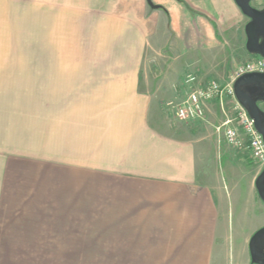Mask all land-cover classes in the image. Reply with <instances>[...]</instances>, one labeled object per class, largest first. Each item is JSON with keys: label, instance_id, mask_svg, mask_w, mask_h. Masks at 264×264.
Returning <instances> with one entry per match:
<instances>
[{"label": "crops", "instance_id": "0c3cea01", "mask_svg": "<svg viewBox=\"0 0 264 264\" xmlns=\"http://www.w3.org/2000/svg\"><path fill=\"white\" fill-rule=\"evenodd\" d=\"M152 1L0 0V27L44 51L0 58V264H253V235L227 240L232 206L240 223L264 206V165L217 131L234 99L189 121L167 106L189 75L234 81L238 11ZM224 155L250 161L251 206L226 194Z\"/></svg>", "mask_w": 264, "mask_h": 264}, {"label": "rangeland", "instance_id": "374dc122", "mask_svg": "<svg viewBox=\"0 0 264 264\" xmlns=\"http://www.w3.org/2000/svg\"><path fill=\"white\" fill-rule=\"evenodd\" d=\"M229 1L233 6L236 7V11H238L237 13L233 11L230 7H228V14L232 19H234L235 25L237 26L239 32L237 38L235 36L233 38L227 39V44L229 47L228 54H229L230 66L233 62L237 64L236 66H239L246 63L244 62L243 59L245 55H248V51L246 50L245 26L248 23L249 19L243 15V13L236 5L234 0H229ZM252 5L258 9H262L264 8V0H252ZM0 28L2 30V32H0V58L44 56L43 50L27 49V46L30 45L32 46L33 44L35 45V43L31 44L29 42V38L27 35L12 33L11 32L12 29L10 25L7 23L1 26ZM32 40H35V38L32 37ZM254 58L257 57L254 56ZM159 71L161 73L162 68H159ZM4 94L6 93H0V107H1L0 111H2L3 107L7 104V100L3 102ZM7 97L11 99L12 94L8 93ZM260 106L264 111V102H261ZM170 110L173 113L172 109ZM170 119H172L170 121H174L176 123L179 122L175 118L174 119L170 118ZM218 164H217L218 166L217 170L220 172V177L223 180L222 185L225 186L226 194L232 195L234 201L236 197L235 195L236 191L239 190L241 191L240 192L241 205L244 206L250 203L249 205L251 206V198L248 195L249 194L248 173L252 169L250 161H248L247 159L245 160L243 157L229 159L226 158V156L224 155L220 157V162ZM261 207L258 206V208H254L251 216L247 219L242 220L243 223H240L239 216L237 215L238 212H236V210L234 212V207L232 206L231 214H230V223L227 229V236H228L227 240H228V246H230V248L234 252L235 251L237 252V250L240 248V245L243 242L241 234H243L245 239V237H247L248 235H253L258 229L264 226L262 222L264 218V206Z\"/></svg>", "mask_w": 264, "mask_h": 264}, {"label": "built area", "instance_id": "2783aa9c", "mask_svg": "<svg viewBox=\"0 0 264 264\" xmlns=\"http://www.w3.org/2000/svg\"><path fill=\"white\" fill-rule=\"evenodd\" d=\"M252 72H264V58L257 57L240 65L234 76V81L226 85L211 80L201 86L194 75H189L186 82L197 86L182 102H169L167 105L173 110L177 119L189 121L204 119L205 104L208 102L215 100L224 102L228 97L234 99L233 116L228 117L218 126L217 131L224 136L227 143L239 148H247L252 159L264 165V139L257 131L255 122L247 110L235 100L233 91L235 80L243 74Z\"/></svg>", "mask_w": 264, "mask_h": 264}, {"label": "water", "instance_id": "95a60500", "mask_svg": "<svg viewBox=\"0 0 264 264\" xmlns=\"http://www.w3.org/2000/svg\"><path fill=\"white\" fill-rule=\"evenodd\" d=\"M244 16L249 19L245 26L246 50L252 56L264 58V8L252 5V0H234ZM152 8H159L148 0ZM238 102L247 110L255 122L257 131L264 139V72H252L239 76L234 84ZM260 199L264 202V169L255 181ZM249 250L253 264H264V227L256 231L250 239Z\"/></svg>", "mask_w": 264, "mask_h": 264}, {"label": "bare ground", "instance_id": "6f19581e", "mask_svg": "<svg viewBox=\"0 0 264 264\" xmlns=\"http://www.w3.org/2000/svg\"><path fill=\"white\" fill-rule=\"evenodd\" d=\"M233 91H234V88H233ZM234 96H235V93H234ZM235 100L238 101L237 98H236V96H235ZM234 103H235V101H234Z\"/></svg>", "mask_w": 264, "mask_h": 264}, {"label": "flooded vegetation", "instance_id": "af4514ba", "mask_svg": "<svg viewBox=\"0 0 264 264\" xmlns=\"http://www.w3.org/2000/svg\"><path fill=\"white\" fill-rule=\"evenodd\" d=\"M249 22V21H248Z\"/></svg>", "mask_w": 264, "mask_h": 264}]
</instances>
